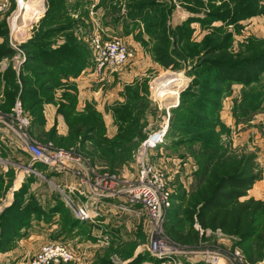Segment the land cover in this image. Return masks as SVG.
<instances>
[{
  "label": "rangeland",
  "instance_id": "374dc122",
  "mask_svg": "<svg viewBox=\"0 0 264 264\" xmlns=\"http://www.w3.org/2000/svg\"><path fill=\"white\" fill-rule=\"evenodd\" d=\"M27 1L37 3L39 12L31 14V10V12H25L24 16H26L24 17L22 15L23 9L19 8L17 0H0V6L4 5V10L0 13V28L3 30V33H0V48L6 46L15 51L13 56L0 61V147L3 158H0V165L4 160L7 162L8 168L7 171L0 168V254H9L5 257L0 255V260L3 259L4 264H26L22 261L23 259L14 262L13 258L16 255L11 251L18 246V242L26 236L34 224L43 221L47 230L45 235L40 234V238L33 239L32 244L24 247V251H30L32 254L28 257L30 261L39 256L46 245L65 244L74 255V260L69 264H213V258L217 261L216 264H250L236 238L219 231H204L196 217L194 218V229L198 236L195 244H185L178 241L174 237L172 229L184 234H187L189 230L190 225L184 216V211L192 194L204 185L205 179L209 175L214 162L212 161L213 157L207 160L209 154H214L215 150H218L219 154H223L224 145L233 150H242L243 148L234 147L238 123H246V120L251 119L253 121L254 118L264 116V98L256 102L249 100L247 103H244L243 100L245 93L252 94L254 91L262 90L264 92V75L258 84L251 86L233 84L221 87L219 83H212L206 89L218 91L222 88L220 97L211 98L207 96L206 101H198L199 96L196 95L194 100L189 99L187 109L192 114L203 116L201 123H207V126H204L206 132H203L197 131L196 127L193 130V127L185 126L187 122H192L188 113L180 115L184 117L185 121L180 120L171 123L172 110L180 105L182 93L192 85L193 81H198L196 79L198 74H200L201 81L204 77V75L201 76L203 72L201 73L200 70L188 74L198 64V58L203 55V47L195 50L192 57L187 56L186 60L180 61V70L160 69L158 72L148 73L149 77L145 76L137 80L138 83L142 82L140 84L141 90L144 89L145 80H149V98L153 102L149 112L153 124L147 127L146 131H149L151 135L158 133L165 127L163 142L154 149L146 150L144 144L149 139V135L134 152L132 151V155L125 153L124 157L117 153L120 158L117 159L116 167L111 168L109 165H102L98 161L99 159L94 160L92 158L91 154L96 151L97 146L87 143L84 148L78 141L73 149L82 156L86 169L83 171L79 167L81 164H74L75 170H81L82 175L78 176L70 171L71 174H67V178H71L74 184L55 186L42 173L39 175L29 172L30 169L25 162H28L30 158L27 159L25 156V146L26 142L32 139L42 145L52 144L55 148L60 147L55 143L37 139L32 133V129L28 131V141L27 138L22 139L21 131L16 126L15 118L12 115L18 100L23 104L24 110H27L22 96L26 94L27 99H30L33 92L37 91V87L40 86V84L35 83V79H39V74H20V71L30 55L27 46L32 42L34 35L39 32L48 6L47 0L44 1V5L42 4L43 8L36 0H26L23 3H27ZM34 3L32 4L37 8ZM69 4L74 8H72L74 11H70L71 18L74 22L80 20L81 23L80 15H74L75 10H78V8L75 9L76 1L70 0ZM217 5L220 3L217 2ZM261 5L264 7V0H261ZM220 11V8L214 10L216 13ZM174 22L175 20L170 18V26L175 27L182 24L180 22V24L173 26ZM212 22V26L207 27L197 22L194 23L195 25L192 24L193 32L190 44L201 43L206 35L213 34L220 39H232L231 47L228 50L230 53L238 54L239 51L241 52L244 50L243 48L249 45L251 40H264V11L254 18L236 21L234 25L229 27L224 26V22L221 21L213 20ZM218 27H222L219 32L215 30ZM123 33V31H115L109 34L123 38ZM83 34L82 24H79L75 29V35L82 42H84ZM215 40L218 39L215 38ZM63 41L65 39L62 35L57 37L53 42V48L58 47ZM89 42L90 38L88 42L84 43L89 46L92 57H94ZM259 49H264V43ZM133 52L135 53V51ZM131 61L124 66V69ZM93 65L94 61L91 67ZM178 80L184 81V85L179 87L178 91L170 90V87ZM15 86L18 88L15 89ZM202 88L200 87V90ZM15 91L16 96L13 97ZM194 101L192 107L191 104ZM27 103L32 104L28 101ZM198 103L201 105L199 106ZM253 104L260 106V110L253 112ZM203 106L205 107L204 112L198 111L197 108ZM30 114L29 111H26L27 116ZM254 126L260 128V133H263V123L255 122ZM172 128L187 131L190 134L189 138L197 140V143L184 145L190 140L181 137L180 132L174 131ZM152 131L155 132L152 133ZM207 140L211 146L205 149L203 142ZM65 150L69 151L67 148ZM150 154H155V156L150 157ZM151 167L155 169L153 173L143 175V172ZM47 169L44 166L43 170L47 171ZM24 172L28 175L24 178L22 186L15 190L20 182L19 177ZM104 173L110 174L109 176L113 181L111 189L104 188V186L92 181L89 182L91 176ZM155 174L158 176L157 180H162L163 187H165L160 192L158 182L155 184ZM31 175L40 180L39 183L42 185L41 187L39 185L38 189L42 194H51V200L48 197L43 198L40 192H30L32 186H36L35 183L37 182L32 179ZM84 181L89 183H84ZM146 185L150 190L155 188L160 197L166 191L170 192V206L163 207L162 220L158 224L153 221L149 209L135 197L137 190ZM63 193L68 194L74 202L72 207L66 203ZM11 197L14 198V201L8 205ZM15 205L19 206V210L15 209V212L11 211L9 215L12 216L15 213L17 220L12 219L11 221L14 222L10 223L11 227L8 229V224L5 223L4 226L1 222L6 211L15 208ZM62 207L67 210L69 216L60 213ZM79 208L86 211L89 215L88 220L77 217L76 211ZM72 221L78 223L79 226L72 225ZM2 231L3 233L5 231L4 235H2ZM155 240L164 243L165 253L160 254L150 250L151 243ZM20 250L22 251L23 248ZM139 257L141 259L138 261ZM143 258L144 261H141ZM256 264H264V259Z\"/></svg>",
  "mask_w": 264,
  "mask_h": 264
},
{
  "label": "trees",
  "instance_id": "16d2710c",
  "mask_svg": "<svg viewBox=\"0 0 264 264\" xmlns=\"http://www.w3.org/2000/svg\"><path fill=\"white\" fill-rule=\"evenodd\" d=\"M40 1L44 4L45 0ZM69 1L47 0L48 10L42 20L40 30L27 46L30 55L20 74H39V79L36 78L35 83L40 84L30 99H27L26 94L22 96L27 108L25 112L31 113L32 116H29L32 117L33 121L42 115L44 104L53 101V90L60 86L61 78L70 75L77 76L93 62L89 46L75 35V29L81 23L80 20L74 22L71 18L70 11L74 8L69 4ZM75 1V9H77L83 1ZM126 2L129 9L128 16L134 22L137 20L144 24V32L137 35L138 41L142 42L145 49L151 53L154 61L165 70H180V61L186 60L187 56L192 57L195 50L203 47V55L198 58V64L188 74L200 70L201 73L203 72L201 76L204 75V77L201 81L200 74H198L196 77L198 81H193L192 85L182 93L180 105L172 110L171 123L180 120L185 121L184 117L180 115L188 113L192 122H187L185 126L193 127V130L196 127L197 131L206 132L204 126H207V123H201L203 116L192 114L187 109L189 99L196 98V95L199 96L198 101H206L207 96L211 98L220 97L222 88L218 91L206 89L212 83H219L221 87L233 84L251 86L258 84L264 75V49H259L264 40H251L249 45L243 48L244 50L241 52L239 51L238 54L230 53L228 50L231 47L232 39H220L213 34L206 35L201 43L190 44L193 32L191 25L195 22L207 27L212 26V21L215 20L224 22V26L229 27L234 25L236 21L254 18L263 13L264 7L261 5V0H182V3L194 16L175 27L169 25L174 11L172 1L126 0ZM217 2L220 5H217ZM117 5L118 3L112 6L113 12L118 13L120 11ZM217 8L221 10L219 13L214 12ZM120 18L121 16L117 19ZM126 27L129 26L126 25ZM215 30L219 32L222 27ZM0 33H3L1 28ZM129 33V31H125V34L128 35ZM60 35L64 37V43L53 48V42ZM144 35L149 38V41L144 40ZM254 45L257 46V49L253 48ZM14 54V50L2 46L0 48V61ZM141 87L137 84L128 86L126 88V103L113 108L114 118L119 127L118 134L113 139L104 137L105 128L102 118L95 111L90 109L87 113H76L74 99L70 98L72 106L62 105L60 108L70 128L68 138L62 140L63 144L61 145L66 148L76 147L79 141L85 148L87 143H92L97 146V152L91 154L92 158L94 160L99 159L111 168H115L120 155L124 157L125 153L132 155V151L134 152L139 144L147 138L145 132L147 127L146 114L150 112L152 102L149 99L147 81L143 84V90ZM16 88L18 87L15 86ZM15 96L16 91L13 93V97ZM263 98L264 92L262 90L254 91L252 94L245 93L243 100L244 103H247L249 100L256 102ZM27 101L32 104H28ZM194 103L195 101L192 102V107ZM198 105L201 104L198 103ZM253 105V112L260 110V106ZM197 109L204 112L205 107ZM174 131L180 132L181 137L190 140L184 145L197 143V140L189 138L190 134L187 131L180 128L174 129ZM208 141L203 142L205 149L211 146ZM211 157H213L212 161L214 162L209 175L205 179L204 185L192 194L184 211V216L190 225L189 230L187 234H184L172 229L173 235L182 243L195 244L198 236L194 229V218L196 217L204 231H219L236 238L250 264L261 262L264 259V201L254 198L242 200L248 195L254 184L263 178V173L257 163V155L253 152H247L245 149L233 150L224 145L223 154H219V151L215 150L214 154H209L207 160ZM32 167L37 171H43L44 165L36 163ZM14 207L6 211L1 222L4 226L7 223L8 229L11 227L10 223L17 220L15 213L12 216L9 215L11 211L19 210V206L15 205ZM60 213L66 216L70 215L64 207ZM12 219L14 221H11ZM71 224L79 226L74 221ZM4 233L2 231V235ZM140 259L141 257L138 261ZM141 261H144V258Z\"/></svg>",
  "mask_w": 264,
  "mask_h": 264
},
{
  "label": "crops",
  "instance_id": "0c3cea01",
  "mask_svg": "<svg viewBox=\"0 0 264 264\" xmlns=\"http://www.w3.org/2000/svg\"><path fill=\"white\" fill-rule=\"evenodd\" d=\"M37 1L39 2L41 7V1ZM82 1V5L77 7L78 10H75L74 15H80L81 17L82 32L84 33L83 41L85 43L86 41L88 42L89 38L91 39V36L93 34L92 32H95L98 29L104 32V39L118 38L112 36L109 33L115 31H123V38L119 39H122L123 41L125 40L124 42L131 46L130 48L135 51V53L132 61L125 67V69L124 67L117 71L107 69L102 78H98L96 74L93 73V69L91 67L92 65H90L85 71L77 76L70 75L68 77L61 78L60 86L54 88L53 90V101L44 104L42 115L32 121L31 129L32 133L37 139L43 142L55 143L57 146L63 149H66V147L64 145H61L63 144L62 140L68 138L70 134V128L64 115L60 111V108L62 105L72 106L70 98L74 99V108L76 113H87L90 109L95 111L102 118V122L105 128L104 137H106L107 139H113L114 137H116L119 130V127L114 118L113 108L119 104L126 103V88L128 86H134L136 84L140 85L142 84V82L138 83V79L144 78L145 76L149 77L148 73L158 72L160 69H164L154 61L151 53L148 50H145L142 42L138 41L137 35L140 32H144V24L141 21L137 20L134 22V20H132L128 16L129 9L127 7L126 0H107L105 2L104 0ZM28 2L31 5H33L32 3H34L33 1H27V3ZM117 3V8L118 10L120 9L118 13L112 11V6H115ZM172 3L174 4V11L172 13L171 19L173 18L175 20L173 26L174 24H180V22L183 23L190 16H192V14L185 7L184 3H182V0H172ZM35 5H37V8L33 5L31 14L39 12L38 4L36 3ZM43 5L42 8L44 7ZM120 16L121 18L117 19ZM126 25L129 27H126ZM125 31H129L130 33L127 35L125 34ZM143 38L144 40L149 41V38L146 35H144ZM63 43L64 41L60 45H62ZM145 81L149 83L148 79ZM151 118L152 116H150V113L148 112L146 114L147 127L153 124ZM245 122L246 123H238V132L234 138V147L238 149L243 148L247 152H253L257 155V163L259 169L263 173V178L262 180L257 181L254 184L252 189L248 192V195L242 200L254 198L256 200L264 201V128H262L263 133H260V128L258 129L254 126L255 122H261L264 125V116H262L261 118H254L253 121H251V119L246 120ZM147 127L145 128V132L147 133V136H149L150 132L146 131ZM154 132L155 131H152V133ZM73 148L74 147H69L67 149L70 150ZM25 156L27 159H29V156H27L26 154ZM152 156H155V154H150V157ZM0 158L3 159L1 157V147ZM29 160L25 163L30 169L31 163L29 162ZM100 163L102 165L108 166L102 161H100ZM6 164L7 162L2 160L0 168H3L5 169V171H7L8 168ZM48 170L49 169H47V171L43 170L44 172H38L42 173V175L45 176L48 181L50 180L51 184H54L55 186H68L70 184H74V181L71 180V178H67V174H71V172H68L67 170L56 172ZM25 173L26 172H24L20 176L21 178L19 177L20 182L17 184V187H15V190H18L24 183L23 180L27 177L26 175H28ZM31 177L37 182L35 183L36 186H32L30 192L37 191L42 194V192L38 189L39 185L40 187L42 185L39 183L40 180L34 175H31ZM42 195L43 198L48 197V199L51 200V194ZM13 201L14 198L11 197L9 199L8 205H11ZM45 228L46 227L44 226L43 221H40L37 224H34V226L30 230L28 229L29 231L27 232L26 236L23 237V239L18 242V246L13 251H11L16 255V257L13 258L14 262L16 260L19 261L20 259H23L22 261H24L26 264H31L30 258H28L32 255L31 252H26L24 250L27 246L32 244L33 239L40 238V234L45 235V232L47 231ZM22 248L23 250L21 251L20 249ZM0 255L1 257H5L9 254L5 253ZM33 255H35V252H33ZM2 260L3 259L0 260V263L4 264Z\"/></svg>",
  "mask_w": 264,
  "mask_h": 264
},
{
  "label": "built area",
  "instance_id": "2783aa9c",
  "mask_svg": "<svg viewBox=\"0 0 264 264\" xmlns=\"http://www.w3.org/2000/svg\"><path fill=\"white\" fill-rule=\"evenodd\" d=\"M18 6L20 0H17ZM20 8V7H19ZM4 10V5L0 6V13ZM104 32L100 29L95 31V33L91 36L90 39V47L93 52V61L94 65L92 67L93 73L96 74L98 78H102L107 69L109 70H120L122 69L130 60L134 57V52L131 50L130 46L119 38H111L104 39ZM13 118H15V124L18 129L21 131L22 139L27 138L28 141V131L32 126V119L26 115V112L23 108V104L20 100L16 103L13 109ZM165 127L162 130H159L158 133H161L162 139L165 136ZM154 133L149 136V139L144 144V147L147 149H154L160 143H157V140L154 139ZM27 136V137H26ZM25 154L30 158V173L39 174V172L34 169L33 164L40 163L46 166L49 170L54 171H62L67 170L68 172L72 171L74 174L81 176V170H75L76 166L74 164L79 165V167L84 171L86 169L85 164L83 162L82 156L79 153L75 152L74 149H70L69 151L63 148H55L52 144H40L31 139V141L26 142L25 146ZM155 170L151 167L146 172H143V175L148 173H153ZM89 174V171H88ZM40 175V174H39ZM90 175V174H89ZM110 174L104 173L101 175L91 176L89 178V182L97 183L98 185L104 186V188H112L113 181L111 180ZM156 181L158 182L159 192L161 189L163 190V181L157 180V174H155ZM144 179V177H143ZM84 181V183H89ZM138 193V194H137ZM136 199L138 201H142L145 207L149 209L150 215L153 221L158 224L162 220V210L163 207L170 206V192L166 191L160 197L159 193L155 190H150V188L146 185L137 190ZM65 197L66 203L70 206L74 202L69 198L68 194L63 193ZM85 195V194H83ZM72 207V206H71ZM77 217L82 220H88L89 215L83 208H79L76 211ZM150 250L154 252H158L160 254L165 253L166 247L164 243L160 240H155L151 243ZM74 260L73 252L69 249V247L65 244H50L43 247L39 256H37L34 260L31 261V264H69ZM213 264H216L217 261L215 258L212 260Z\"/></svg>",
  "mask_w": 264,
  "mask_h": 264
},
{
  "label": "bare ground",
  "instance_id": "6f19581e",
  "mask_svg": "<svg viewBox=\"0 0 264 264\" xmlns=\"http://www.w3.org/2000/svg\"><path fill=\"white\" fill-rule=\"evenodd\" d=\"M24 1H26V0H20V3H19V7H20V9L22 10L23 9V16H24V14H26V13H28V12H31V10H32V5L30 4V3H23ZM23 4H24V6H23ZM23 7V8H22ZM26 12V13H25ZM26 16V15H25ZM24 16V17H25ZM23 17V18H24ZM184 81H178V82H176L174 85H172V87H171V89L170 90H172V89H174V90H176V91H178L179 90V87H182L184 84ZM172 95L174 94V93H171ZM154 139H156L157 140V143H160V142H162V137H161V133H157V134H155L154 136Z\"/></svg>",
  "mask_w": 264,
  "mask_h": 264
}]
</instances>
